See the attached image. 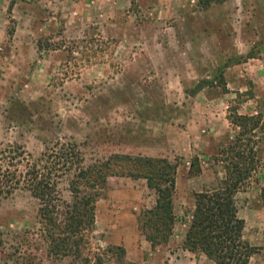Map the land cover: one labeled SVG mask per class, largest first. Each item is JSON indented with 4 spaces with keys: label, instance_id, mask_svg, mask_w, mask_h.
Listing matches in <instances>:
<instances>
[{
    "label": "rangeland",
    "instance_id": "obj_1",
    "mask_svg": "<svg viewBox=\"0 0 264 264\" xmlns=\"http://www.w3.org/2000/svg\"><path fill=\"white\" fill-rule=\"evenodd\" d=\"M62 142L85 165L167 158L172 221L145 225L157 193L112 174L90 229L66 250L20 187L0 198V264H217L188 229L197 201L207 204L197 193L236 178L226 194L239 238L217 251L247 241L224 264H264V0H0V147L35 158ZM68 177L58 186L70 203Z\"/></svg>",
    "mask_w": 264,
    "mask_h": 264
},
{
    "label": "trees",
    "instance_id": "obj_2",
    "mask_svg": "<svg viewBox=\"0 0 264 264\" xmlns=\"http://www.w3.org/2000/svg\"><path fill=\"white\" fill-rule=\"evenodd\" d=\"M83 161L80 150L73 142L48 146L35 158L19 144L0 147V198L20 187L28 189L39 201L38 216L45 234L53 244L57 246V243H61L66 250L76 249L82 236L90 229L96 199L107 177L112 174L141 176L157 193L155 208L145 211L149 214L145 225L157 221L154 227L157 229L160 219L172 221L171 195L175 185V168L167 158L113 153L104 160L87 165ZM65 174L69 175L68 189L73 196L70 203L62 198L58 186V181ZM238 181L237 178L224 180L225 188L205 189L197 193V196L206 199L207 204L197 201V208L201 207V211L189 227L188 235H193L194 242L205 243L204 247H200L207 255H215L217 264H224L222 256L225 258L228 253L234 257L238 252L250 249L246 247L247 241H238L235 247L240 244V248L236 247L235 251L226 249L223 254L221 250L217 251L219 246L222 247L224 238L231 235L239 238L243 220L236 219L235 223H231L234 220L232 201L226 194L229 188L233 190ZM162 182H165L163 186ZM156 215L159 217L155 218ZM193 227L197 229L192 231ZM145 237L149 241L158 238L146 232Z\"/></svg>",
    "mask_w": 264,
    "mask_h": 264
},
{
    "label": "crops",
    "instance_id": "obj_3",
    "mask_svg": "<svg viewBox=\"0 0 264 264\" xmlns=\"http://www.w3.org/2000/svg\"><path fill=\"white\" fill-rule=\"evenodd\" d=\"M128 250H130V249L128 248ZM186 253L193 255V258H194V256H195V253H193V252L190 251V250H186ZM175 254H178V253L175 252ZM186 259L188 260L189 263H194V261H195V258L192 260V259H190V257H186Z\"/></svg>",
    "mask_w": 264,
    "mask_h": 264
}]
</instances>
